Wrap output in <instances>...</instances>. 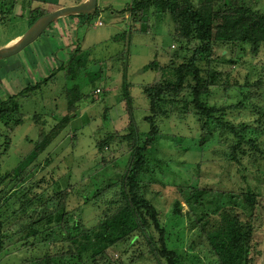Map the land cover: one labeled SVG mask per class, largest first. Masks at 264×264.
Wrapping results in <instances>:
<instances>
[{"label":"rangeland","instance_id":"obj_1","mask_svg":"<svg viewBox=\"0 0 264 264\" xmlns=\"http://www.w3.org/2000/svg\"><path fill=\"white\" fill-rule=\"evenodd\" d=\"M40 1L0 0V49L27 33L32 24V8L53 12L76 5L73 0ZM244 2L255 11H264V0H243L241 3ZM132 3L133 0H98L97 11L85 24L77 27L75 19H60L20 54L0 60V103L29 86L38 88L18 100L22 105L23 124L11 130L0 123V169L3 174L14 168L18 171L20 160L27 158L36 149L41 137L49 135L69 114L67 97L70 91L78 87L82 94L69 128L50 147L49 156L48 153L42 156L40 160L43 163L35 170V183L43 180L50 183L55 180L56 183L44 202L53 193L69 190V186L78 188L86 185L88 178L94 175L92 189L119 181L127 169L131 143L116 140L103 151L98 145L109 135L120 138L128 135L132 130L131 120L136 121V126L144 135L141 142L147 139L145 133L150 131L151 126L145 117L150 115V102L144 89L160 81L161 74L155 70L145 71L144 68L155 60L162 61L164 65L180 45L172 37L174 25L170 17L165 20L156 18L152 15L153 10L145 25L137 23L138 18L136 21L130 9ZM142 29L146 33H140ZM78 50L77 55L82 61L76 59L73 69L76 76L71 78L69 63ZM215 56H226L227 62L214 65L222 78L219 85L211 89L209 103L221 107L243 101L248 109H233L228 119L236 125L248 124L247 139L256 138L264 151V131L260 132L255 123L262 118L255 113V109L260 107L264 113V48L254 55L250 48L240 51L236 46L223 45L216 48ZM179 111L174 109L172 118L158 120L161 139L146 150L152 171L143 177L146 196L163 213V225L171 236L170 247L187 252L184 264H214L206 236L195 223V218L186 216L190 208L184 199L190 194L189 188L207 191L198 203H191L199 214L211 216L208 230L217 229L221 221L220 216L212 213L215 204L210 200H217L223 208L229 205L228 197L223 194L234 193L239 197L242 219L248 221L251 212L244 207L241 196L252 190L258 195L252 224L256 228L255 244L261 252L256 256L255 264H264V156L260 153L255 155L252 147L246 145L247 153L242 165L232 162L229 148L235 139L219 131H214L206 149L199 147L184 152L185 147L193 149L199 144L203 131L192 109L186 114ZM6 136L10 138L9 145ZM38 163L36 161L33 165ZM19 183L20 179H8L0 198H13L14 201L21 198L19 190L26 183ZM16 193L19 195L15 196ZM104 193L107 195L100 202L101 208L92 205L86 208L85 205L83 212L70 217V223L81 220L91 226L98 222L107 209L105 203L115 194L114 190ZM178 201L184 213L181 217L174 215V206ZM82 202L75 195L69 203L70 210L78 208ZM11 206H5L1 212L5 233L12 236L6 243L5 263L28 264L26 260L32 251L26 248V237L16 234L18 228L15 227L26 213L22 212L10 220ZM63 242H59V247ZM47 248L44 243L37 244L36 254L43 255ZM51 248L52 245L48 250ZM109 256L117 264H157L148 255V248L139 242L132 247L126 244L116 247L109 252Z\"/></svg>","mask_w":264,"mask_h":264},{"label":"trees","instance_id":"obj_2","mask_svg":"<svg viewBox=\"0 0 264 264\" xmlns=\"http://www.w3.org/2000/svg\"><path fill=\"white\" fill-rule=\"evenodd\" d=\"M73 1L76 5L85 2ZM241 2L243 0H133L130 9L136 21L138 18L137 23L145 25L147 17L153 10L152 15L156 18L165 20L166 17H170L174 25L172 37L180 45L174 56L164 65L162 61L155 60L144 68L145 71L155 70L161 74L160 81L147 85L144 89L150 102V115L145 117V121L151 126L150 131L145 133L147 139L141 142L144 135L136 126V121L131 120L132 130L128 135L120 138L112 134L98 145L99 150L103 151L116 140L131 143L132 152L127 161V169L119 181L113 182L110 186L101 187L102 189L100 187L92 189L94 175L88 178L86 185L83 184L78 188L69 186V190L53 193L44 202L52 193L56 183L55 180L51 183L48 181L46 183L44 180L35 183L33 181L36 177L35 170L42 165V156L46 153L49 156L50 147L72 122V114L76 113L78 108L76 104L82 98L79 88L74 87L67 97L69 114L60 120V124L49 135L41 137L36 149L27 158L20 160L18 171L14 168L3 174L0 169V193L3 192L2 187L11 177L12 181L20 179L18 185L26 183L19 190L22 196L18 200L0 198V264H6L4 257L6 243L9 238H12L5 233V220L1 215L3 208L9 204L13 208L11 215L8 216L10 220L15 219L22 212L26 213L24 219L18 221L15 227L18 228L16 234L26 237V248L32 251L26 260L28 264H85L86 262L117 264L112 261L109 252L124 244L132 247L136 242L148 248V255L157 264L185 263L187 252L170 247L171 236L166 225H163V213L144 192L143 177L152 171L151 159L145 153L161 139L162 132L158 120L172 118L174 109L184 114L192 109L202 125L203 132L199 144L194 145L193 149L185 147L184 152L199 147L206 149V144L213 137L214 131H219L226 137L235 139L229 148V157L232 162L242 165L243 157L247 153L246 145L252 147L255 155L260 153L264 156L259 141L256 138L248 140L246 137L249 125L246 123L236 125L228 119L231 110L248 109L243 101L221 107L212 106L209 103L211 89L219 85L222 78L214 65L227 62L226 56L221 58L215 56L216 48L223 45L236 46L240 51L250 48L254 55H258L264 48V11H255L246 2ZM13 3L11 6L14 8ZM9 12L12 13V11ZM48 13L50 11L43 8H32L31 26ZM66 18L75 19L76 26L80 27L87 22L90 15H72ZM140 33H146V31L142 29ZM78 53L79 50L75 53L76 57H73L69 63L68 74L71 78L76 76L73 69L76 59L80 58ZM80 61H82L81 58ZM51 77L53 78V75ZM35 90H38L36 86H29L19 94L11 96L6 102H1L0 123L11 130L23 124L22 105L18 100L25 95L29 96L30 92ZM255 113L262 116L255 121L262 132L264 131V113L260 107L255 109ZM5 138L9 145L10 138L8 136ZM36 161L39 163L33 165ZM41 183L45 185L42 186ZM111 190L115 192L114 197L105 203L107 209L98 222L91 226L85 225L81 220L70 223V217L81 213L80 211L83 212L85 205L86 208L90 205L101 208L100 202L107 195L104 192ZM189 192L190 194L184 199L190 208L186 216L195 218V223L199 224V229L209 242L214 264H255L256 256L261 254L257 249L258 244H255L256 228L252 224L258 205L257 193L250 190L241 196L244 207L251 212L248 221L242 219L243 214L239 212L241 207L238 203L239 197L234 193L223 194L229 200V205L223 208L217 200H210L215 204L212 213L214 216H220L221 221L217 229L208 230L211 216L206 213L199 214L191 203H198L207 191L190 187ZM17 195L19 194L16 193L15 196ZM75 195L79 198V202H83L78 208L70 210L69 203ZM183 214L181 202L178 201L174 206V215L181 217L184 216ZM61 241L64 242L59 247ZM40 243L48 245V248L46 253L38 256L35 248ZM50 245L55 250L53 248L48 250ZM194 259L197 260L196 256Z\"/></svg>","mask_w":264,"mask_h":264},{"label":"water","instance_id":"obj_3","mask_svg":"<svg viewBox=\"0 0 264 264\" xmlns=\"http://www.w3.org/2000/svg\"><path fill=\"white\" fill-rule=\"evenodd\" d=\"M97 9L98 0H86L82 4L64 7L40 17L14 45H7L0 49V60L20 54L27 47L35 43L56 21L72 15H91Z\"/></svg>","mask_w":264,"mask_h":264},{"label":"crops","instance_id":"obj_4","mask_svg":"<svg viewBox=\"0 0 264 264\" xmlns=\"http://www.w3.org/2000/svg\"><path fill=\"white\" fill-rule=\"evenodd\" d=\"M20 38H17L16 40H14L13 42L11 41L9 44H7V45H11V44H13V43H15L16 41H18Z\"/></svg>","mask_w":264,"mask_h":264},{"label":"bare ground","instance_id":"obj_5","mask_svg":"<svg viewBox=\"0 0 264 264\" xmlns=\"http://www.w3.org/2000/svg\"><path fill=\"white\" fill-rule=\"evenodd\" d=\"M13 42V41H12Z\"/></svg>","mask_w":264,"mask_h":264}]
</instances>
